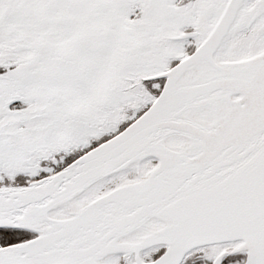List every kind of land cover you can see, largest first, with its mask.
<instances>
[{"label": "snow or ice", "instance_id": "snow-or-ice-1", "mask_svg": "<svg viewBox=\"0 0 264 264\" xmlns=\"http://www.w3.org/2000/svg\"><path fill=\"white\" fill-rule=\"evenodd\" d=\"M0 264H264V0H0Z\"/></svg>", "mask_w": 264, "mask_h": 264}]
</instances>
